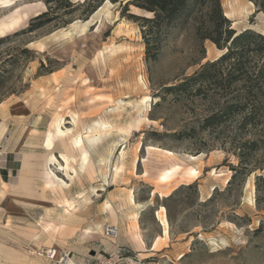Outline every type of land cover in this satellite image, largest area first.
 Instances as JSON below:
<instances>
[{"label": "rangeland", "instance_id": "rangeland-1", "mask_svg": "<svg viewBox=\"0 0 264 264\" xmlns=\"http://www.w3.org/2000/svg\"><path fill=\"white\" fill-rule=\"evenodd\" d=\"M128 1L0 0V264L117 245L132 258L121 264H264L263 147L228 184L238 144L264 139V121L205 127L216 89L165 88L224 51L192 17L150 36L147 53L152 14ZM220 4L236 33L264 36L250 0Z\"/></svg>", "mask_w": 264, "mask_h": 264}, {"label": "trees", "instance_id": "trees-1", "mask_svg": "<svg viewBox=\"0 0 264 264\" xmlns=\"http://www.w3.org/2000/svg\"><path fill=\"white\" fill-rule=\"evenodd\" d=\"M257 12L264 14V0H250ZM152 14L142 17L147 25L143 29L147 53L149 40L158 37L163 26L190 18L197 21L196 34L202 40H210L217 49L224 51L214 61H207L199 71L183 79L179 84L165 88L174 94L201 93L211 86L220 94L223 102L218 104L203 120L204 126H214L229 118L238 117V130L256 128L264 121V36L252 30L236 33L231 22L224 16L220 0H129ZM37 15L34 20L46 16ZM146 25H142L145 27ZM264 148V139L252 138L241 141L234 152L238 165L231 167L233 174L228 184L240 173L249 172L255 165L250 162L251 152ZM263 181L261 176L259 179Z\"/></svg>", "mask_w": 264, "mask_h": 264}, {"label": "built area", "instance_id": "built-area-1", "mask_svg": "<svg viewBox=\"0 0 264 264\" xmlns=\"http://www.w3.org/2000/svg\"><path fill=\"white\" fill-rule=\"evenodd\" d=\"M103 233L110 238L116 239L119 235V230L116 226L106 224L103 226ZM121 248L117 245L115 251L107 256L93 254L83 258L74 257L69 252L57 247L42 248L36 253L51 264H121L123 261L131 262V257L121 255ZM122 251L126 253V250Z\"/></svg>", "mask_w": 264, "mask_h": 264}, {"label": "bare ground", "instance_id": "bare-ground-1", "mask_svg": "<svg viewBox=\"0 0 264 264\" xmlns=\"http://www.w3.org/2000/svg\"><path fill=\"white\" fill-rule=\"evenodd\" d=\"M249 4L250 5H252L250 2H249ZM233 13H234V11L233 12H229V13H224V16L226 17V18H230V17H232L233 16ZM237 24V22L236 21H234L233 23H232V25L234 26V25H236ZM140 81H141V78H140ZM98 135V134H97ZM100 136H97V138H90V137H87V139H88V141L89 142H91V143H95L96 141H98L100 138H99ZM87 155H85L84 157H83V161H86V157Z\"/></svg>", "mask_w": 264, "mask_h": 264}]
</instances>
